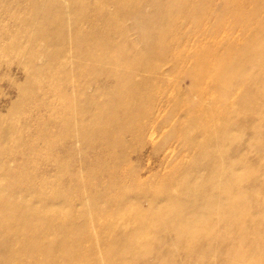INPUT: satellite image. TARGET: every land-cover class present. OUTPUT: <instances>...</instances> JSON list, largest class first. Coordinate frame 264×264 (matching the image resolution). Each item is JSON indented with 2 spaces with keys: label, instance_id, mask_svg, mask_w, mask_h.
<instances>
[{
  "label": "rangeland",
  "instance_id": "374dc122",
  "mask_svg": "<svg viewBox=\"0 0 264 264\" xmlns=\"http://www.w3.org/2000/svg\"><path fill=\"white\" fill-rule=\"evenodd\" d=\"M57 1L65 9L72 4L70 0ZM239 1L244 7L223 12L218 34L198 32L194 23H187L184 19L191 14L197 24H211L215 20L210 9L198 13L190 6L177 19L179 27L171 30L166 46L161 42L157 46L158 39L153 40L151 47L163 49L167 59L178 64L173 71L163 62L141 60L138 56H133L139 62L137 69L125 64L127 72L133 75L138 69L154 72L159 66L158 70L167 71L161 72L166 77L154 76L142 84L150 94L140 96L141 106L145 107L140 117L97 119L96 128L112 133L104 138L91 137L94 149L85 150L79 143L73 146L69 133L56 128L44 109L65 108V103L53 92L58 81L44 83L19 101L16 89L8 90L5 80L17 77V89L23 92L24 79L0 62V91L7 95V100L0 103L1 114L10 123L6 133L17 138V147L8 146L4 152L7 165L16 169L19 160L34 162L37 171L33 173H41L52 182L49 188L36 183L34 190L46 194L48 201H68L75 209L71 216L87 220L85 231L81 228L74 235H63L69 240H81L69 255L81 256L86 264H264V37L250 45L246 40L255 34L244 31L245 24H229L231 14L243 18L255 14L257 21H264V11L261 1ZM217 4L214 1L211 5ZM9 17L10 13L0 12V34L11 28ZM161 22L163 30L170 25L166 20ZM196 36L200 42L230 46L244 56L234 67L248 78L244 87L250 89L251 101L230 106L242 88H236L228 99L221 100L225 86L217 81V76L227 63L219 62L220 52L216 56L213 51L202 59L192 56L194 50L184 48L182 43L197 40ZM44 73L48 76L57 72ZM187 75L201 78L198 85L191 88L186 79L180 80ZM82 80L83 76L77 74L67 77V82L75 86ZM178 80L183 95L177 94ZM94 88L88 93L99 96L101 104L111 89L103 82ZM124 109L117 106L115 112L123 113ZM212 113L215 125L226 120L223 128L228 137L217 146L208 147L214 156L210 165L196 166L195 177L189 182L185 169L193 166L200 155L189 147L188 137L200 133L198 129L189 131L188 119L208 118ZM125 128H131V132L126 133ZM38 133L65 142L66 150L57 149L49 156V165L38 161L39 157L42 160L46 157ZM199 140L205 138L200 135ZM29 147L35 150L31 155L19 154ZM220 152L225 155H219ZM53 159L67 163L66 176L60 180H55L57 169ZM175 181L184 184L187 190L177 191ZM152 203L162 211H153ZM132 206L137 210H131ZM122 210L126 214L119 221L117 216ZM166 215L169 219L173 216L192 219L199 228L184 229L176 222V230L170 232L164 223ZM157 227L160 229L156 230Z\"/></svg>",
  "mask_w": 264,
  "mask_h": 264
},
{
  "label": "bare ground",
  "instance_id": "6f19581e",
  "mask_svg": "<svg viewBox=\"0 0 264 264\" xmlns=\"http://www.w3.org/2000/svg\"><path fill=\"white\" fill-rule=\"evenodd\" d=\"M70 1L71 6L65 9L57 0H11L10 2L0 0V12L10 13L8 23L11 25L9 30L0 34V62L2 61L9 71L13 70L24 79L23 92L17 89V77H8L5 80L8 90L16 89L19 101L26 96V93L39 90L41 85L50 80L59 82L53 92L65 103V108L44 109L56 128L69 133V142L73 146L79 143L85 150L94 149L90 145L91 137L104 138L112 133L107 129L103 131L96 128L94 122L97 119L115 121L121 117H140L145 110V107L141 106L140 96L150 94V90L142 84L154 76L166 77L161 72L167 71L158 70L159 66L154 68V72L144 68L138 69L139 72L135 75L127 72L125 64H129L130 69L139 65L133 56H138L141 60H158L163 62L164 66L169 65L170 70L173 71L178 64L169 61L163 49L151 47V44L153 40L158 39L157 46H161V43L166 46L171 30L179 27L177 19L183 17L182 14L190 6H194L198 13L210 9L215 19L211 24L210 22L197 24L198 21L192 14L184 19L187 23H194V28L198 32L207 35L218 34L221 31L219 23L224 11L244 7L243 2L239 0ZM214 1L218 2L216 6L211 5ZM257 1H261L263 7L261 10L264 11V0ZM145 6L152 9L148 10ZM164 20L170 23L165 30L159 25ZM229 24L238 26L245 24L244 31L255 34L254 37L246 40L250 45H254L258 39L264 37V21H257L255 14L247 15L245 18L231 14ZM196 38L197 40L187 39L182 43L184 48L194 50L192 56L202 59L215 51L216 56L220 52L219 62L222 65L227 63L218 70L220 73L217 76V81L225 86L221 100L228 99L236 88H242L240 96L236 97L234 102H230V106L237 107L245 100L251 101V91L248 87H244L248 78L234 67L243 60L244 56L230 46L203 43L198 36ZM2 43H6L5 47L1 46ZM139 46L141 48H138ZM69 60L71 62L68 64ZM44 72L57 73L44 76ZM76 74L83 76L79 86L67 82L68 76ZM184 79L193 88L198 85L201 78L187 75L180 80ZM180 80L176 82L177 94L183 95L184 92L178 89ZM99 82L108 84L111 89L110 95L101 104L99 96L88 93L94 87L96 89ZM5 100H7L5 91H0V103ZM117 106H123L124 112H115ZM1 109L0 264H86L81 256L69 255V251L80 244L81 240H69L63 238V235H74L81 228L85 231L88 227L87 220L84 217L75 220L71 216L75 209L68 201L55 199L48 201L46 194L34 190L36 183L40 182L46 188L52 184L42 177L41 173L37 175L33 173L37 171L34 162L24 163L19 160L15 163L16 169L7 165L4 152L8 146L17 147V138L6 133L10 123L3 119ZM213 115L214 113L208 118L188 119L189 131L198 129L200 135L205 138V141H200V135L188 137L189 147L196 149L200 155L193 162V166L185 169L189 175V182L195 177L196 166L210 165V159L214 156L208 151V147L212 144L217 146L221 139L228 137L223 128L226 120L215 125ZM79 118L81 121L78 122ZM130 129L125 128L124 131L129 133ZM29 133L27 130V134ZM37 138L43 141V148L46 151L43 160L38 158L40 164L44 161L43 164L49 165L51 163L49 156L54 155L57 149L66 150L64 140L52 139L42 133H38ZM34 151V147H29L19 154L25 157L24 155H31ZM220 153L219 155H225V152ZM53 164L57 169L55 180L64 178L67 163L53 159ZM174 186L177 191H186L188 188L176 181ZM151 206L153 211L157 209L162 211L161 208H157L156 203H152ZM131 208L137 210L136 206ZM125 214V211H120L117 216L119 221L123 220ZM164 220L170 232L176 230V222L184 229L199 228L197 222L189 218L173 216L169 219L166 215ZM159 229L160 227H157L156 230Z\"/></svg>",
  "mask_w": 264,
  "mask_h": 264
}]
</instances>
